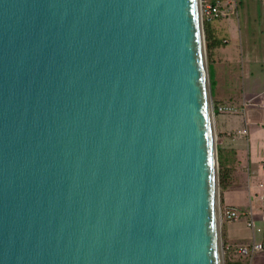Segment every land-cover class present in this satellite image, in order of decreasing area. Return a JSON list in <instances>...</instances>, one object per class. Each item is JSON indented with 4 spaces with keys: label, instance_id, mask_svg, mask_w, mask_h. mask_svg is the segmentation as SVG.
Wrapping results in <instances>:
<instances>
[{
    "label": "water",
    "instance_id": "obj_1",
    "mask_svg": "<svg viewBox=\"0 0 264 264\" xmlns=\"http://www.w3.org/2000/svg\"><path fill=\"white\" fill-rule=\"evenodd\" d=\"M201 14L0 0V264H224Z\"/></svg>",
    "mask_w": 264,
    "mask_h": 264
},
{
    "label": "crops",
    "instance_id": "obj_2",
    "mask_svg": "<svg viewBox=\"0 0 264 264\" xmlns=\"http://www.w3.org/2000/svg\"><path fill=\"white\" fill-rule=\"evenodd\" d=\"M244 1L239 0L235 19L207 21L212 101L232 109L215 111L212 117L220 171L218 204L240 213L236 220L219 215L224 264H264V248L248 256L236 251L238 246L261 244L264 229V2L243 11ZM253 206L259 212L256 231Z\"/></svg>",
    "mask_w": 264,
    "mask_h": 264
},
{
    "label": "built area",
    "instance_id": "obj_3",
    "mask_svg": "<svg viewBox=\"0 0 264 264\" xmlns=\"http://www.w3.org/2000/svg\"><path fill=\"white\" fill-rule=\"evenodd\" d=\"M239 2V0H238ZM201 5V18L204 19H219V18H232V16H237L238 6L237 0H200ZM214 111L220 112H231L232 109L229 107L219 105L212 107ZM264 108V104H263ZM264 164V159H263ZM222 216L226 217L228 220H236L240 217V213L236 208L229 207L222 211ZM247 225L253 227V222L248 221ZM262 246L260 243H256L252 246L242 245L238 246L236 251L243 256H248L250 252L255 250H261Z\"/></svg>",
    "mask_w": 264,
    "mask_h": 264
},
{
    "label": "rangeland",
    "instance_id": "obj_4",
    "mask_svg": "<svg viewBox=\"0 0 264 264\" xmlns=\"http://www.w3.org/2000/svg\"><path fill=\"white\" fill-rule=\"evenodd\" d=\"M261 2H264V0H245L244 1V6L242 7V9H243V11H245L247 9V6L248 5H253V7H254V5L259 6L261 4ZM237 6H238V0H237ZM232 18L235 19V16H232ZM241 19H243V17H241ZM206 55H207V51H206ZM252 104H254V103H252ZM263 104H262V106H263ZM212 106H213V103H212ZM260 210L262 211V207H261ZM222 211H223L222 206L219 203V212H220V215H221ZM252 212H253V221L255 223V231H256V230H258V225L256 223L258 222V219H259V216H258L259 212L256 209V207H254V206L252 207Z\"/></svg>",
    "mask_w": 264,
    "mask_h": 264
},
{
    "label": "trees",
    "instance_id": "obj_5",
    "mask_svg": "<svg viewBox=\"0 0 264 264\" xmlns=\"http://www.w3.org/2000/svg\"><path fill=\"white\" fill-rule=\"evenodd\" d=\"M239 5V2H238ZM210 19H204L203 21V28H204V38H205V47L206 50L210 48V43L208 42L209 39V23L207 22ZM220 171L218 170V177H220Z\"/></svg>",
    "mask_w": 264,
    "mask_h": 264
},
{
    "label": "clouds",
    "instance_id": "obj_6",
    "mask_svg": "<svg viewBox=\"0 0 264 264\" xmlns=\"http://www.w3.org/2000/svg\"><path fill=\"white\" fill-rule=\"evenodd\" d=\"M238 7H239V5H238ZM202 20H203V19H202ZM212 103H213V101H212ZM213 106L215 107L214 103H213ZM213 106H212V107H213ZM212 109H213V108H212ZM263 109H264V108H263ZM214 112H215V111H213V113H214ZM219 215H220V212H219ZM261 246H262V244H261ZM262 249H263V247H262ZM262 249H261V250H262ZM258 251H259V250H258Z\"/></svg>",
    "mask_w": 264,
    "mask_h": 264
},
{
    "label": "bare ground",
    "instance_id": "obj_7",
    "mask_svg": "<svg viewBox=\"0 0 264 264\" xmlns=\"http://www.w3.org/2000/svg\"><path fill=\"white\" fill-rule=\"evenodd\" d=\"M210 105H211V103H210ZM215 132V131H214Z\"/></svg>",
    "mask_w": 264,
    "mask_h": 264
}]
</instances>
